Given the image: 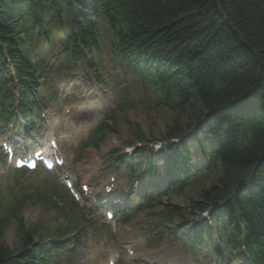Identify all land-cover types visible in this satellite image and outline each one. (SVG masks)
I'll use <instances>...</instances> for the list:
<instances>
[{
	"label": "trees",
	"instance_id": "16d2710c",
	"mask_svg": "<svg viewBox=\"0 0 264 264\" xmlns=\"http://www.w3.org/2000/svg\"><path fill=\"white\" fill-rule=\"evenodd\" d=\"M75 2L89 11L79 0ZM119 3L132 42L140 40L171 50L166 55L176 72L171 82L178 85L174 91L179 102L172 108L176 117L166 128L169 137L182 134L206 113L210 114L206 125L221 143L217 163L225 175L219 180L220 185L203 192L204 202L234 194L227 207V215L235 221L234 231L240 232L245 226L248 243L256 251H264V0ZM74 11L73 0H0V58L10 61L22 91L26 88L22 77L37 76L24 23L31 17L41 26L50 21L62 27L68 19L70 32L76 33L77 41L90 50L97 39L95 30L80 15V9L76 14ZM49 13L55 17L50 18ZM154 35L156 44L148 39ZM187 75L186 83L183 79ZM168 95L173 98L175 94ZM184 117L188 118L187 124ZM244 180L248 181L238 191ZM16 233L21 245L18 259L2 244L0 232V264H29L26 262L33 260L22 256V250L32 243L33 234L21 226Z\"/></svg>",
	"mask_w": 264,
	"mask_h": 264
},
{
	"label": "rangeland",
	"instance_id": "374dc122",
	"mask_svg": "<svg viewBox=\"0 0 264 264\" xmlns=\"http://www.w3.org/2000/svg\"><path fill=\"white\" fill-rule=\"evenodd\" d=\"M87 88L86 87H82V90L80 91V94L77 98L78 101L82 100V97L85 96V91ZM93 91H98V90H93ZM91 93V94H90ZM95 92H89V94L91 95V97H93L92 95H94ZM74 95H70L68 96L70 99H75ZM109 95V94H108ZM124 99V97H122L119 102H121V100ZM76 101L78 107H80V104ZM133 102H135L136 100H131ZM97 106H95L94 108H88L87 112H81L80 116H79V120L80 121H90L92 119H94L95 116H97L96 111H97ZM186 116H188V114H186ZM176 117L175 113L172 111H168V110H157V111H153L152 109H150L149 104L146 102V100H144V102H141V105L137 106L134 109H128L124 112L123 115H119L117 117L116 120V133L110 134L108 135V137L106 138V141L104 142V145L107 146L108 143H114V145H112L114 147V150L117 147H121L123 146V144L125 143V141H131L133 138V130H132V125H130V122L136 126V125H140L141 130L143 131L144 136L150 140L152 138V136L156 139H158V141L162 138V136H164L165 134V128L168 127L170 125V123L172 124L174 118ZM184 119H186V121L188 120L187 117H185ZM127 120H130L129 123H127ZM57 121H59L60 123L62 122L61 116H58ZM47 125V120H45V124L44 126ZM89 128L88 125H83L79 130H87ZM136 130V128H135ZM71 138H74L73 136ZM133 142V141H132ZM193 143V142H192ZM74 144V143H73ZM196 144H190L189 148L191 150V152H193L194 157H200L203 159V155H201V153L196 149ZM101 152V151H99ZM99 152L97 153V157L100 158L102 157V155L99 154ZM92 152H89L86 156V160L78 165V171L81 174L82 178H85L89 175L93 174V166H92V158L94 155H92ZM158 155H156V161L158 163L159 161V157L162 158V153H157ZM164 159V158H162ZM168 158H166L167 160ZM198 164V163H197ZM163 168V166H162ZM195 189H191L188 190L183 196L177 197V196H173L172 198H170L168 200L169 203L176 205L177 207L181 208L182 205H184V203L186 202V198L188 197H196V195L199 194V189H207L208 186V182L207 181H203L200 182L198 185H196ZM166 199V198H165ZM163 199V200H165ZM166 209V206H163L160 208V210H164ZM24 219L27 223L30 222H34V223H42V224H47V225H51L52 220L50 219L49 215L46 214L41 207H33V206H27L24 211ZM101 213H96L94 215V218L98 221H100L101 223H103L104 218H102V216L100 215ZM169 213H167L168 215ZM166 217H164L165 219ZM116 220L119 219V214L116 216L115 218ZM141 219V216L139 218V220ZM160 220V224L163 222V220ZM176 221H178L177 219H175ZM121 221V218L119 219V222ZM155 219L154 218H149L146 219L145 221L141 222V224H138L137 226H135V229H138L139 227H149L151 228V226L153 225ZM53 225V223H52ZM155 225V224H154ZM54 226V225H53ZM124 227V226H123ZM14 229H15V224H12L6 231L3 237V242L8 245L9 247L16 249L17 245H18V241L17 238L14 234ZM101 230H104V232L108 235V230L107 229H103L100 227ZM105 233L99 232L98 235H92L91 234V238L92 240L89 242V245L87 246V251H88V259L91 258L90 260V264H104L105 259H107L108 257H112L116 252L119 251H123L125 245L127 244V242L129 241V239H134V235L131 236H125L126 234H121V237L119 239H121L122 237L123 240L120 243H117L116 240H111L110 237H108V245L107 247H103L105 242L104 236ZM150 240V245L153 246V248L157 247L156 242L153 240V238L150 236L148 237ZM186 247L184 246L182 248V250H186ZM160 257H164L163 254L159 255ZM95 260H98L97 262H94Z\"/></svg>",
	"mask_w": 264,
	"mask_h": 264
},
{
	"label": "bare ground",
	"instance_id": "6f19581e",
	"mask_svg": "<svg viewBox=\"0 0 264 264\" xmlns=\"http://www.w3.org/2000/svg\"><path fill=\"white\" fill-rule=\"evenodd\" d=\"M197 141V139H196V137L193 135L192 137H191V142H196ZM186 144H184V145H182V147H185V146H188L189 145V142H185ZM188 143V144H187ZM201 144H198L197 146H200ZM202 146V145H201ZM203 157H209L207 154L206 155H204ZM119 193V192H118ZM106 202H110V200H108V199H106L105 200ZM98 205L100 206H104L105 205V203L104 202H102V201H98Z\"/></svg>",
	"mask_w": 264,
	"mask_h": 264
}]
</instances>
